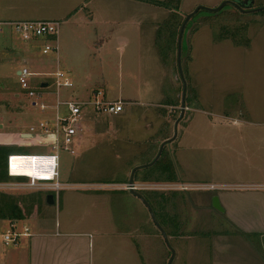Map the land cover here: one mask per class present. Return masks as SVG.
Masks as SVG:
<instances>
[{
  "label": "rangeland",
  "instance_id": "rangeland-1",
  "mask_svg": "<svg viewBox=\"0 0 264 264\" xmlns=\"http://www.w3.org/2000/svg\"><path fill=\"white\" fill-rule=\"evenodd\" d=\"M81 1L27 2L31 8L44 6L39 8L38 16L30 17L32 20L59 21L56 58L54 54L41 56L35 44L22 45L13 36L0 35V138L4 141L0 146L18 145H7L10 137L6 135L28 133L29 128L33 129L32 134L41 133L39 123L46 122L49 130H53L55 114L64 115L63 107L54 110L51 74L56 68L73 84L70 89L60 88L57 100L86 101L99 91L106 101L122 100L121 115L125 118L116 120L95 113L89 106L81 109L78 125L80 129L87 127L88 132L81 130L80 138L76 134L68 152L62 150L61 144L57 151L60 170L69 177L67 181L60 178L59 182L73 187L60 191L50 207L44 204L48 193L42 190L6 194L17 201L24 217L21 223L14 222L17 229L44 223L46 230L51 231L58 221L72 226V231L74 227L87 231L91 226L99 233L107 232L113 223V228H122L120 232L131 235L135 244L134 248L126 235L120 237L122 242L116 246L122 250V264L127 262L124 256L131 260L129 253L131 264H166L170 251L173 254L170 264H210V243L214 237L256 236L239 235L227 223L226 215L211 208V199L219 198L230 218H242V202L254 195H264V190L231 188L264 185V178L250 179L247 167L237 156L243 152L244 156L262 157L264 144L254 146L244 140L232 151L229 138L231 132L232 138L236 135L233 130L236 127L264 125V14L238 15L229 4L216 12L206 11L237 0H179L176 14L181 23L186 15L200 8L187 21L181 37L179 66L185 83L181 115L177 35L168 47L156 36L170 12L138 0H85L90 1L100 18L102 7L111 17L115 11L116 21L102 22L99 18L88 24L87 12L82 10L75 15L71 13L69 21L64 22L62 16L68 8L79 6ZM109 2L111 5L104 7ZM262 3L253 0L252 8ZM238 23L246 27L248 47H235L228 40L214 42L213 36L221 27ZM22 67L36 74L29 78L30 89L45 94L41 99L45 108L31 106L35 99L19 89L16 72ZM40 82L47 83L46 89L38 90ZM174 133V140L162 148V162L174 173L175 182L220 185L226 189L162 194L165 201L159 214L164 225L160 228L166 236L167 249L142 203L132 199L133 193L119 188L126 185L136 166L151 162L159 145ZM20 146L22 149L14 151L53 154L49 145H37L32 140ZM78 184L89 187H74ZM108 184L120 186L101 189ZM147 194L137 193L141 198ZM7 223L0 221V255L9 250L2 243ZM172 228H176V235L169 237ZM95 246L96 243L94 249Z\"/></svg>",
  "mask_w": 264,
  "mask_h": 264
},
{
  "label": "crops",
  "instance_id": "crops-1",
  "mask_svg": "<svg viewBox=\"0 0 264 264\" xmlns=\"http://www.w3.org/2000/svg\"><path fill=\"white\" fill-rule=\"evenodd\" d=\"M31 2V0H0V22H14V21H30L32 20L33 15L38 16L39 6L36 8H31L30 5H27V2ZM39 1V0H38ZM90 1L82 0V4H77L79 6L75 8H68L67 12L62 16L64 22L69 21V17L71 13L78 14L82 10H86L87 12V22L88 24H93L96 22L98 17L96 12L91 7ZM103 3V2H102ZM111 2L105 4L104 7L110 6ZM102 7V6H101ZM115 10V8H114ZM102 22L116 21L115 11L114 16L111 17L108 13L104 12V8L102 7L101 15ZM22 18H28L26 20H22ZM80 20V19H79ZM85 20V19H84ZM32 21H55L52 19L47 20H32ZM58 20H56L57 22ZM59 22V21H58ZM94 35L96 30L92 28L91 30ZM67 76V75H66ZM69 78V77H68ZM70 80V79H69ZM71 81V80H70ZM46 83V82H43ZM72 83V82H71ZM42 82L38 84L40 86ZM47 85V83H46ZM73 86V84H72ZM47 87V86H46ZM45 89V88H44ZM102 96L101 92L98 91ZM95 95V94H91ZM90 98V97H89ZM104 99V97H103ZM112 102H120L123 104L122 100H115ZM32 105V102L30 104ZM122 111L115 116L116 120H121L125 118L121 114ZM82 130V131H81ZM236 135L232 138V132L230 133V140L232 142L231 150H236L237 147H240V144L245 140L251 142L252 145L264 144V125H250L245 124L241 127H236L233 129ZM232 130V131H233ZM88 132L87 127H78V133ZM27 132H20L18 134H25ZM6 135L10 137L6 142L7 145H14V148L22 149L17 143L16 137L17 135ZM39 137L31 138L30 140L37 145H41ZM80 138V136H78ZM46 143L52 142V137L46 138ZM4 141L0 138V145L4 144ZM230 146V145H229ZM70 154V153H69ZM72 154V151H71ZM254 154V153H253ZM263 156H244V153H237L238 160L241 161L244 167H247L246 172L250 179H263L264 178V151ZM15 156H37V155H15ZM57 156V180L60 178L64 181L69 179L67 172L64 175L63 171L60 170L61 163L60 157ZM150 163V162H149ZM148 163L144 164L147 165ZM249 164V165H247ZM136 166L135 171L132 175V180H136L134 182H139V172L141 166ZM68 169V168H67ZM61 173V174H60ZM127 175V174H126ZM126 177V176H124ZM129 179V178H128ZM131 180V181H132ZM133 200L138 199L133 195ZM55 201V200H54ZM139 202V201H138ZM217 202L219 207L222 210V214L227 216V223L231 225L234 229L238 230V234H246V235H256L251 238L246 237H236V236H217L211 240L210 243V252H211V262L210 264H264V195L260 196H251L246 198L242 202V218H230L225 210V208L221 205L219 198H217ZM55 203V202H54ZM229 213V211H228ZM230 215V213H229ZM231 216V215H230ZM229 218V219H228ZM21 223V222H18ZM114 225L113 223H111ZM18 225V224H17ZM110 225V229L107 232H99L96 231L98 229L94 227H89L87 231H83V227L77 228L74 227L75 231H72V226H66V224H59V222H55L54 228L51 231H47L44 223L35 224L33 227L27 225L20 227L22 229L25 227L27 229V233L29 236L21 237L18 240V244L14 247H8L9 250L5 251L3 255H0V264H122L121 255L122 250L117 249V243H121L122 240L120 237L122 235H126L129 237L130 241H132V245L135 248V244L131 239V235L128 233L120 232L122 228L116 226L113 228ZM118 231H117V230ZM21 232V230H20ZM91 237V238H90ZM96 243L94 249V243ZM110 241H108V240ZM107 241V243L105 242ZM112 242V244H111ZM91 243V244H90ZM113 245V246H112ZM127 249H130L129 245L125 243ZM91 252L89 253V250ZM92 250L95 252L92 253ZM139 257V253L136 249L135 251ZM131 260L124 256L125 261L124 264L132 263V255ZM135 258V257H134ZM135 260V259H133Z\"/></svg>",
  "mask_w": 264,
  "mask_h": 264
},
{
  "label": "built area",
  "instance_id": "built-area-1",
  "mask_svg": "<svg viewBox=\"0 0 264 264\" xmlns=\"http://www.w3.org/2000/svg\"><path fill=\"white\" fill-rule=\"evenodd\" d=\"M59 23L56 21H14V22H0V35H7L15 37L22 45H37L40 49L39 53L41 56H48L54 54L55 58L57 55V36H58ZM16 82L21 91L25 93L28 98L35 99L32 101L33 106H38L39 109L45 108L42 98L44 93H34L30 89L29 78L36 76V74L29 73L25 67H22L16 72ZM52 75L51 88L55 95L54 110L57 111L59 107H63L65 113L63 116L55 114L52 119L53 130H49L46 122L39 123L38 128L41 129V133H33V129L29 128V132L25 134H18L16 137L19 146L24 141L30 140L32 137H40L41 144L49 145L50 150L53 154L49 155H37L31 156L35 158L49 159L50 163L47 166H43V171L50 170L49 179H37V178H25V183L16 182L13 179L7 181H0V194H9L18 190L25 189H36L42 190L46 193H52L54 200L58 193L62 190L72 188L73 186L67 183H60L57 180V151L59 150V144L62 145V150L68 152V146L72 144L73 137L78 132L80 111L84 106H89L95 113L115 116L122 111V104L120 102H109L103 99L100 93L92 95V99L86 101H59L58 90L72 88V83L69 78L60 72L57 68ZM46 89V88H45ZM38 90L42 91L40 87ZM47 95V94H46ZM37 100H41L37 102ZM52 137L51 143H46V138ZM71 154V151H69ZM15 155L6 158L4 173L7 177L11 176V159H15ZM120 185H102L105 189H117ZM74 187H84L80 189H87L86 185L78 184ZM233 189L241 190H264V185H246V186H231ZM122 191L130 192L133 194L137 193H156V194H167V193H190V192H214L222 191L226 189L224 186L212 185V184H188L178 182H128L126 185H122L119 188ZM51 195V194H50ZM8 231L2 235V243L5 247H14L18 244V240L21 237L29 236L27 229H17L14 222H8ZM21 230V232H20Z\"/></svg>",
  "mask_w": 264,
  "mask_h": 264
},
{
  "label": "trees",
  "instance_id": "trees-1",
  "mask_svg": "<svg viewBox=\"0 0 264 264\" xmlns=\"http://www.w3.org/2000/svg\"><path fill=\"white\" fill-rule=\"evenodd\" d=\"M139 2L150 4L159 8L166 9L170 12L169 18L165 23L156 31V36L158 40L164 43V47L174 40L177 35V29L180 27L181 22L176 14L179 0H161V1H151V0H138ZM263 3L254 8L264 7V0H261ZM233 3H235L233 1ZM252 8V7H251ZM235 9V8H234ZM238 15L239 11L235 9ZM264 14V11L260 12ZM246 30L245 25L238 23L236 26L231 27H221L217 34L213 36L214 42H220L224 40L230 41L235 47H248L249 41L244 36ZM12 147L0 146V181H7L10 179L15 180L16 182L26 181L23 177H13L9 178L4 173L6 158L13 155H24V153L15 152ZM16 157H31V156H16ZM164 159V150L162 149L158 159L155 163L150 166L141 169L139 172V182H175L176 177L168 165L163 164L162 160ZM136 181V180H132ZM51 194L52 193H48ZM144 202L149 206L155 221L159 227H163V220L159 211L162 207V202L165 201L161 194L148 193L145 197L142 198ZM24 219L23 214L18 207L17 201L4 194H0V221L7 222H21ZM173 231L168 236L176 235V228H172ZM248 238L247 236H245Z\"/></svg>",
  "mask_w": 264,
  "mask_h": 264
},
{
  "label": "water",
  "instance_id": "water-1",
  "mask_svg": "<svg viewBox=\"0 0 264 264\" xmlns=\"http://www.w3.org/2000/svg\"><path fill=\"white\" fill-rule=\"evenodd\" d=\"M235 3L233 2H223L222 4H220L218 7L214 8V9H206V11L208 12H216L218 10H220L224 5L226 4H229L231 5L232 7H234L235 9H237L239 12L241 13H255V12H261V11H264V7H260V8H251L252 5H253V0H243V1H234ZM200 8L198 7L197 9H195V11H193V13L189 14V15H186L179 27V30H178V33H177V37H176V67H177V73H178V77H179V80L181 82V85H182V91H181V99H180V107H181V115H182V112L184 110V104H183V100H184V93H185V83L183 81V77H182V73H181V70H180V66H179V55H180V43H181V37H182V32L184 30V27L187 23V21L189 20V18L194 14L196 13ZM17 74V73H16ZM46 83H42L40 84V88L41 89H44L46 88ZM177 123V121H176ZM175 123V124H176ZM175 138V133L174 135L172 136L171 139L169 140H166L164 142H162L160 145H159V148L157 150V153L155 155V157L152 159V161L150 163H148L147 165H144V166H141V168H146V167H150L152 166L155 161L158 159L161 151H162V148L165 144L167 143H170L174 140ZM135 169H133L130 173V176H129V179H128V184L131 183V180H132V175L134 173ZM141 203L142 205L145 207L146 211L148 212V215H149V218L152 222V224L154 225V227L156 228V230L159 232L165 246L167 247L168 249V243H167V239H166V236L164 235L163 231L161 230V228L157 225L155 219H154V216L149 208V206L144 202V200L137 194H133ZM54 198L52 195L50 194H47L45 197H44V204L46 206H53L54 205ZM211 208L213 210H216L218 211L219 213L222 212L221 208L219 207V204L217 202V198H212L211 199ZM172 252L170 251V256L167 260V263L166 264H170L171 262V259H172Z\"/></svg>",
  "mask_w": 264,
  "mask_h": 264
},
{
  "label": "bare ground",
  "instance_id": "bare-ground-1",
  "mask_svg": "<svg viewBox=\"0 0 264 264\" xmlns=\"http://www.w3.org/2000/svg\"><path fill=\"white\" fill-rule=\"evenodd\" d=\"M11 159V176L49 179L50 170L43 171V166L50 163L49 159L35 157H14Z\"/></svg>",
  "mask_w": 264,
  "mask_h": 264
}]
</instances>
